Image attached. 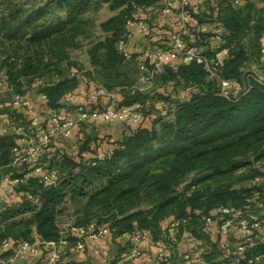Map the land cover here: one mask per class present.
<instances>
[{
  "label": "trees",
  "instance_id": "1",
  "mask_svg": "<svg viewBox=\"0 0 264 264\" xmlns=\"http://www.w3.org/2000/svg\"><path fill=\"white\" fill-rule=\"evenodd\" d=\"M2 1L0 38L45 46V68L49 64L58 66L70 48L78 47L80 36L87 35L88 11L102 5L114 11L100 23L104 35L88 49L94 70L90 78L107 89L117 87L122 96L118 106L141 103L142 118L120 140L86 135L78 144L76 158L58 150H44L41 155L49 163L44 167L55 170L57 179L46 183L29 174L16 184L23 193L20 202H0V244L6 239L32 242L36 237L58 242L65 232L59 223L64 214L71 220L68 229L104 224L116 238L139 228L148 231L153 241H166L167 226L164 228L162 222L172 217L187 219L186 229L192 237L210 247L204 252L207 260L213 259L214 249L224 253L221 264H255L257 257L264 256V240L255 237L258 230L253 231L251 244L245 237L229 238L231 245L224 250L219 246L220 235L213 240L205 221L221 205L245 210L247 205L254 209L253 204L258 203L251 201L260 193L258 186L237 184L264 175V82L257 81L254 77L258 75L247 68L262 54L264 0H223L225 6L221 10L225 14L215 22L222 27V43L216 48H209L211 32H197L186 41L207 57L224 50L223 63L213 66L215 73L237 79L240 90L224 96L217 79L197 60L171 63L159 73L161 79L190 88L189 95L172 100V110L167 115L158 112L148 126L142 123L146 115L152 116V112L144 110L149 103L147 94L127 84L131 79L127 65L137 60L133 55L125 59L116 44L119 39L127 41L126 25L133 20L135 9L155 0H43L26 8L12 0ZM191 16L203 22L201 11L191 12ZM158 47L161 46H153ZM10 60L9 85L15 94H25L21 77L35 75L40 65L34 64V57L14 56ZM33 82L36 80L30 85ZM78 82L75 76L58 77L51 82L37 80L36 89L56 110ZM11 114L18 121L22 119V113ZM17 137L16 133L0 134V177L15 178L31 171L27 162L13 164ZM93 140L105 143L106 149L94 152L90 145ZM88 152L94 155L85 157ZM100 154L104 156L99 157ZM182 231L180 227L178 233ZM77 238L68 234L69 248ZM237 244H246L240 255L232 252Z\"/></svg>",
  "mask_w": 264,
  "mask_h": 264
},
{
  "label": "built area",
  "instance_id": "2",
  "mask_svg": "<svg viewBox=\"0 0 264 264\" xmlns=\"http://www.w3.org/2000/svg\"><path fill=\"white\" fill-rule=\"evenodd\" d=\"M198 2V1H197ZM235 3L238 0H234ZM188 0H183V9L181 11V21L177 29H169L167 32L168 43L158 48H146L142 53V59L138 62V66L142 70H148L151 74H159L164 66L171 64L174 60L180 59L181 62H190L197 60L204 64V67L209 72L210 76L217 79L220 92L224 96H230L240 90V82L235 78H222L215 73L214 67L223 63V57L219 52L214 57H207L201 54V51L187 45V39H191L197 32H203L204 26H200L199 29L190 25L187 22V18L192 13H199V6L192 5L187 6ZM188 7V8H187ZM137 18H133L135 21ZM138 32L145 34L149 31V25L147 22L139 19ZM215 32L220 35L221 29H215ZM117 49L125 59H131L132 54L127 50L126 41L119 39L117 41ZM262 54H264V43L261 48ZM259 82H264V78L261 76L254 77ZM32 88L37 87V83L31 84ZM94 93V92H93ZM92 93V96L95 95ZM41 99L46 100V96L43 93H39ZM69 97H72V92H67ZM11 107L16 111H29L33 107L32 101L24 94H14L11 103ZM103 119L106 121H120L138 122L142 118V104L137 102L130 105L118 106L116 103L110 102L99 107H93L90 102L84 104L68 105L60 109L54 110L49 117V124L44 127L39 134L34 133V128L38 125V119L33 117L30 119L29 124L25 127L21 125L17 128L19 132L27 140V146L22 148L16 146L13 149L14 158L13 164L20 162H27L30 172L23 173L20 177L12 178L9 175L3 176L9 183L18 184L23 182L29 174H34L46 183H53L57 179V173L55 170L45 168L41 164L36 162L38 156L44 150L49 148L52 136L56 133L62 134L64 137L70 135V131L76 125L87 122L90 119ZM24 130V131H22ZM3 132L5 130H2ZM34 133V134H33ZM109 152L112 148L108 149ZM104 154H100L99 157H103ZM245 210L232 207L230 205H221L211 211L210 215L205 218L206 224L214 219L218 222V234L220 235L219 246L224 250H228L231 243L229 235L234 228H238L247 233L245 241L250 244L252 242V234L254 230H258L255 237L264 240V234L260 233V227L264 225V212H257L254 209L248 208ZM187 219H173L166 228L169 239L166 241H157L154 245L157 250V257L155 264H190L191 262H197V264H206L198 254L190 251L180 254V257L171 259L166 250L174 247L182 234L184 233L189 238L192 237L191 232L186 229ZM183 227V231L179 234V228ZM75 234L78 238L70 245V248L75 252H84L86 247L85 240L91 239H103L107 235H110L109 228L102 224L90 223L87 226H71L68 230H65L63 237L57 241H44L37 240L26 241L18 240L13 241L10 239L4 240L0 244V264H15L18 260H25L26 255L29 252H35L42 249V254L37 264H65L60 251L61 245H69V241L66 239L68 234ZM126 234V233H125ZM142 240H151V236L148 231L142 229H135L130 233L129 246L124 253V258L128 264H136L135 258L139 255V242ZM246 244H237L233 249L234 254L240 255L245 249ZM7 252V253H6ZM194 254V256H193ZM68 264H88L79 261H72ZM106 264H121L117 261L111 263L109 261ZM209 264V263H208ZM228 264H231L229 262Z\"/></svg>",
  "mask_w": 264,
  "mask_h": 264
},
{
  "label": "crops",
  "instance_id": "3",
  "mask_svg": "<svg viewBox=\"0 0 264 264\" xmlns=\"http://www.w3.org/2000/svg\"><path fill=\"white\" fill-rule=\"evenodd\" d=\"M198 1V2H197ZM207 1H210L212 5L213 13H216L218 10H221L225 3L223 0H188L187 6L192 5L199 6V12L205 8ZM261 2V0H252ZM159 2H164L160 0L154 2L153 4L146 6H138L133 12V17L137 18L136 20H143L149 25L148 34L139 33L137 21H129L126 25L128 35H127V50L131 52L134 56L136 62H129L128 66L139 68L138 60L142 58V53L146 48H153L154 43H168V40H165L166 30L162 27H168L169 29H177L181 21V11L183 9V0H166V3L169 5L166 8L159 9ZM165 3V2H164ZM187 7V8H188ZM187 22L199 29L200 26H204L205 30L203 32H211L212 36L208 38L209 47L214 48V46H219L222 43L220 35L215 32V29H221L220 25L215 22H201L199 23L194 17L189 16ZM168 38V36H167ZM264 43V37L262 39ZM158 46V45H157ZM215 47V48H216ZM222 57L225 56V51H219ZM180 59H176L172 62L173 65L180 63ZM143 73L149 75L148 70H141ZM72 97L66 95V99L61 100L63 108L68 105L84 104L90 102L93 107H99L107 103L113 102L118 103L122 96L119 89L112 88L107 89L103 86L101 82L94 78H87L79 80L78 84L73 88ZM94 92V93H93ZM92 93L95 94L92 96ZM28 97L32 103L33 107L29 111H17L22 113V118L28 116V119L36 117L38 119V125L34 128L35 133L38 135L39 132L49 124V117L54 109L50 108L47 105L41 107L37 105L39 99H41L39 93L33 95L30 91H26L24 94ZM188 97V96H187ZM42 103L45 104L46 101L41 99ZM59 108V109H60ZM138 122L128 121L126 123L120 121H106L103 119H90L87 122L80 123L73 127L70 131L68 137H64L60 133H56L52 136L51 146L46 151H56L67 153L69 156L76 158V153L78 150V144L82 141L86 135H93L97 137L107 136L110 140H120L123 135L130 130L136 128ZM143 125L147 124V119L143 122ZM6 133L0 129V134ZM8 133H16L13 130ZM18 146L25 148L27 146V140L24 136H18L16 139ZM91 148L94 149V152H102L106 149L105 143H96L94 140L91 141ZM89 155H94L93 152H88L85 157ZM23 193L16 189V184L9 183L3 177H0V202L7 204L18 203L22 200ZM172 220V217H168L162 222V226L165 228ZM69 223L63 225L65 230H68ZM206 230L210 234V237L215 240L218 235V222L216 219L206 224ZM233 237L245 236V232L241 229L234 228L232 230ZM39 240V237H36ZM130 233L120 235L116 238H113L112 235H107L103 239H87V248L84 252H75L71 251L67 245H61L60 251L63 261H79L88 264H106L109 258L117 259L121 264H128L127 260L123 257L129 246ZM193 237L189 238L184 233L180 237L179 242L174 245V247L167 249L166 254L171 258L175 259L180 257V254L187 252L191 247L198 243L196 240L194 242H189ZM157 241L142 240L139 242V255L135 258L134 262L136 264H155L157 257V250L155 248V243ZM200 243V242H199ZM42 254V249H39L35 252H29L26 255L25 260H18L15 264H37ZM259 261V263H257ZM255 264H264V256L257 257L255 259Z\"/></svg>",
  "mask_w": 264,
  "mask_h": 264
},
{
  "label": "rangeland",
  "instance_id": "4",
  "mask_svg": "<svg viewBox=\"0 0 264 264\" xmlns=\"http://www.w3.org/2000/svg\"><path fill=\"white\" fill-rule=\"evenodd\" d=\"M17 5L24 6V8L28 7L29 5H32L33 3L36 4L38 2H42L43 0H12ZM156 2L160 0H155ZM0 2H3L0 0ZM165 2V3H164ZM164 2H159V9L166 8L169 5L166 3V0ZM212 5L210 4V1H207L205 4V8L201 11L202 19L205 22H216V18L218 16H221L225 14L224 9L218 10L216 13H213L212 11ZM0 10L2 11V7L0 5ZM113 14H115L114 11H111L106 5L99 6L96 9H92L87 12L85 17L88 19V27H87V35H81L79 38V45L75 48H70L68 50L67 56L60 61V63L57 65L49 64L48 70L45 68L47 56L46 54V48L43 45H31L28 46L25 42H12L10 40H7L5 38H0V129L5 130L6 133L11 132L13 130L16 132L18 136H23L22 132H19L17 128L21 125V127H25L29 124L30 119H28V116H24L21 120H16L12 114L10 116V113H12L14 110L10 103L13 95L15 94L13 87H11L9 84V81L11 80L10 75L8 73L9 69L11 68V63L8 62L11 61L10 59L14 56H21L22 58H32L34 57V64L40 65L39 71L35 73V75L30 76H22V88H24L23 91H30L33 95H35L37 92L36 88H32L30 85L31 81L38 80V82H51L57 79L58 77H71L75 76L78 80H83L90 78L91 73L94 71L93 67L90 64V57L88 54V49L90 48L93 43L101 38L104 33L100 29V23L109 17H111ZM162 29H165L166 32H168V27H162ZM165 40H168L167 34L165 36ZM189 42V41H188ZM191 44V42H190ZM154 45L163 46L166 45V43H154ZM216 46H214L215 48ZM211 48V47H209ZM212 48V49H214ZM57 66V67H56ZM128 67V71L130 74L131 79L128 81V86L133 89H139L147 94V99L149 103L145 105V112L149 110L152 112L151 114H148L144 117L143 122L147 119V124L151 123V119L158 113L162 114H168L173 107V101L174 99H184L189 95L190 88H186L182 86L181 84L175 83L173 81L165 82L161 79L160 74H151L147 75L146 73H143L140 68L131 67V69ZM249 70L255 72L258 76H261L264 78V54H261L260 60L257 62H252L247 67ZM31 79V80H30ZM37 105H41V107H44V105H47V103L43 104L41 99H39V103ZM48 106V105H47ZM24 131V130H22ZM25 132V131H24ZM35 133V131H34ZM33 133V134H34ZM36 162L38 164H41L42 166H48V161L45 158L44 155L38 156V159H36ZM256 166H260L257 164ZM264 172V170H263ZM237 186H245V187H259L260 193L254 195L251 198L252 202L258 201L257 204H253V208L257 212H264V200H260L261 198H264V195L261 194V192H264V175L258 176L254 179H249L241 184H237ZM255 190V189H254ZM260 198V199H258ZM71 220L68 218L67 214H64L60 217V226L63 228V225L70 222ZM260 233L264 234V225L260 227L259 230ZM231 236V237H230ZM245 236H247V233H245ZM245 236H240L238 239H243ZM229 238L236 240L235 237H233V233L229 235ZM197 239H191L189 242H194ZM200 242V243H199ZM198 243H195L191 249L190 252L197 253L200 255L201 259L206 262V264H221L224 262L223 256L224 253L218 249L212 250V258L211 260H207L205 257V251L210 250V247L204 242L199 241ZM194 256V254H193ZM199 261L191 262L190 264H197ZM259 263V261L257 262Z\"/></svg>",
  "mask_w": 264,
  "mask_h": 264
}]
</instances>
